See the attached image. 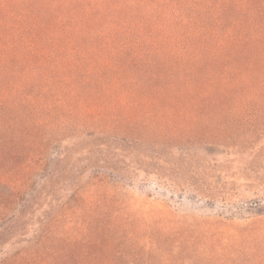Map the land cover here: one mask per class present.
<instances>
[{
  "label": "trees",
  "instance_id": "trees-1",
  "mask_svg": "<svg viewBox=\"0 0 264 264\" xmlns=\"http://www.w3.org/2000/svg\"><path fill=\"white\" fill-rule=\"evenodd\" d=\"M257 106L264 0H0V186L28 196L38 226L0 264H264V227L228 236L237 254L204 252L228 238L121 193L135 171L200 177L192 149H232L231 122Z\"/></svg>",
  "mask_w": 264,
  "mask_h": 264
},
{
  "label": "rangeland",
  "instance_id": "rangeland-1",
  "mask_svg": "<svg viewBox=\"0 0 264 264\" xmlns=\"http://www.w3.org/2000/svg\"><path fill=\"white\" fill-rule=\"evenodd\" d=\"M257 108L258 114H254L251 118L231 122L237 129L229 143L233 146L232 149L227 147L224 149L226 154L221 155L223 148L213 149L210 154L203 151L202 154L199 149L191 148L192 153L189 151L192 156L191 166L197 164L200 167L198 171L200 177L191 176L192 179H189L190 175H187L184 179H176V184L179 186L177 187L168 181H158L152 176H145L135 171L133 176L122 184L123 198L142 215L158 218L161 222L180 221L182 225L178 227L184 230H188L189 226L194 224H202V230L205 231H209L212 227L213 230L222 232L223 240L228 236L243 235L245 231L252 229H262L264 223L260 225L256 221L263 218L258 214L264 212V114L260 113L264 110V106ZM227 154H230V157ZM187 169L191 171L190 168ZM14 182L15 185H19L25 180L17 178ZM185 182L204 190L205 193L197 194L191 188L180 185ZM223 188L229 192L228 197L217 196ZM47 191L49 193L47 202L53 196L57 198L56 190ZM5 192L9 193L0 186V194ZM13 195L14 192L10 191L6 198L4 197L6 200L0 199V249L11 252L29 246L33 231L38 227L31 221L28 196ZM192 226L194 233L201 232ZM167 228H170V225ZM226 240H219L218 247L213 249L197 246L196 250L229 255L233 252L237 254L235 251L242 250L239 248L245 246L244 241L231 242L230 238ZM231 244L234 246L232 249H230ZM161 251L154 252L153 255L167 252V250ZM140 253L142 255L143 250ZM257 263L258 260L236 262V264Z\"/></svg>",
  "mask_w": 264,
  "mask_h": 264
}]
</instances>
